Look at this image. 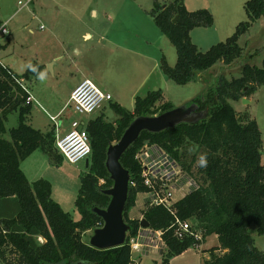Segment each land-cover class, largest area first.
Instances as JSON below:
<instances>
[{"label":"trees","instance_id":"obj_1","mask_svg":"<svg viewBox=\"0 0 264 264\" xmlns=\"http://www.w3.org/2000/svg\"><path fill=\"white\" fill-rule=\"evenodd\" d=\"M182 1L175 0L166 7L156 3L151 12L155 25L171 41L178 55L175 67H170L164 58L161 69L179 86L196 82L219 62L230 65L242 57L239 40L264 17V0H249L245 4L247 22L240 24L225 42L202 52L192 42L190 33L197 28L211 27L214 17L208 10L188 12ZM31 66L19 76L0 63V264H132L129 243L137 236L141 220L132 219L130 211L138 194L147 191L141 184V168L135 157L145 143L162 148L198 185L176 202L171 211L147 205L143 218L152 229L165 232L167 248L162 260L155 264H170L173 258L200 244L193 237L175 236L177 219L194 221L204 239L218 237L219 246L210 250V259L203 264H264V252L257 248L250 233L251 226L255 225L258 234L264 235L262 131L256 120L239 116L230 104V101L251 97L264 86V60L261 68L246 64L239 78L229 80L218 76L214 84L206 83L200 96L189 103V106L196 105L199 112L208 111L205 120L182 124L159 134L144 132L124 154L121 164L135 184L130 185L124 213L130 231L124 246L106 251L91 247L84 242L83 235L104 226L93 210L106 209L111 201L104 194L114 184L106 169L108 148L120 141L136 118L156 116L175 106L164 102L156 108L164 95L162 91L149 92L146 97L136 98L133 112L111 102V108L119 115L116 124L108 122L103 115L89 121L87 132L92 156L89 168L80 179L76 208L81 219L75 221L52 199L49 181L40 179L30 184L21 169V162L38 150L54 164H59L62 158L56 135L45 134L28 122L30 92L22 81L32 82L43 71V66L36 63ZM12 113L18 114V125L10 130L11 140H7L4 138L6 121ZM188 146L196 147L202 155L207 154V167L198 166L200 178L192 171L196 154L187 162ZM40 237L44 243L39 242Z\"/></svg>","mask_w":264,"mask_h":264},{"label":"rangeland","instance_id":"obj_2","mask_svg":"<svg viewBox=\"0 0 264 264\" xmlns=\"http://www.w3.org/2000/svg\"><path fill=\"white\" fill-rule=\"evenodd\" d=\"M20 1L26 2V0H0V15H2L3 22L12 16L7 25L10 34L0 39L2 43L3 40H9L6 47L0 51V62L19 76H22L28 70V65L36 57L35 51H38L41 59L44 57L47 47L42 43V36L48 31L47 19L54 17L55 14L59 17L69 12L91 13L96 11L99 17L104 19L113 18L116 25H119L127 34H131L132 43L138 37L142 47L145 46L143 42H147L146 48L149 54L155 55L161 62L165 58L170 67H175L177 64L176 48L155 25L151 15L156 3L164 7L175 0H34L27 7H21L19 5ZM248 1L183 0L181 5L188 12L208 10L215 19L211 27L194 31L192 42L198 46L200 51L206 52L212 46L225 42L232 37L238 26L248 20L245 10V4ZM17 11L18 13L15 14ZM239 45L242 48V57L232 64L225 65L223 62H219L211 71L201 74L196 82L185 86L176 85L168 77H165L167 82L165 86L161 83V80H156L154 76L149 80L147 88L140 94V97L143 98V95L146 97L148 91L156 92L153 91L155 87H157L156 89L163 88L157 90L163 92L164 99L157 102L156 108H159L164 102L172 103L175 108L183 107L200 96L206 83L208 85L214 84L218 76H225L227 79L232 80L241 76V71L246 64L255 65L259 68L263 67L264 17L255 22L249 32L241 37ZM45 74L50 76L48 69ZM69 78L70 75H67V78L61 81V87L67 85ZM43 81H45V78L34 79L30 85L31 90H29L35 101L31 104V115L28 122L32 123L34 127L40 128L44 132L52 131L56 135V125L51 117H55L61 110L65 112L57 122L61 124L62 131L66 130L74 120L88 124L90 120L102 115L101 112L104 113L103 116L108 122L116 124L119 120L118 113L110 105L89 117L78 116L70 103L67 104L68 95L56 94L52 84H44ZM122 103L126 110L134 111L135 102L133 100L131 101L128 98L123 100ZM230 104L239 116L249 117L258 123L262 131V165L264 166V86L251 96L248 104L244 103L243 100L230 101ZM17 125L18 114H10L8 122L6 121L5 139H10L9 131ZM195 154L197 162L192 171L194 176L200 178L197 171L198 159L202 154L198 152L196 147L188 146L186 157L188 163L192 161ZM21 169L30 184L40 179L49 181L52 185V199L58 202L73 220L78 221L81 219V215L76 208V199L81 186V176L87 171L85 161L71 164L65 159H61L59 164H54L47 155L39 150L21 162ZM184 194L179 195L181 197ZM147 207L146 195L144 193L138 194L136 204L130 211V217L132 219H144L143 213ZM190 224L196 230L195 222L190 221ZM250 233L257 248L264 252V235L258 234L255 225L251 226ZM92 236L93 230L86 231L83 235L84 242L89 244ZM38 240L40 243L45 242L42 237ZM212 244L213 238L208 240L207 246L211 247ZM163 253L164 251L142 255L139 264L160 262ZM209 257L210 252H203L201 248H193L173 258L170 264H203L204 260Z\"/></svg>","mask_w":264,"mask_h":264},{"label":"crops","instance_id":"obj_3","mask_svg":"<svg viewBox=\"0 0 264 264\" xmlns=\"http://www.w3.org/2000/svg\"><path fill=\"white\" fill-rule=\"evenodd\" d=\"M17 13L18 11L15 14ZM11 19L12 16L3 22L2 15H0V24L9 23ZM46 26L48 31L42 36V43L47 47L44 57L41 59L38 51H35L36 57L33 58L34 60L30 65L36 63L43 66L42 73L48 69L50 76L45 74L44 84L51 83L54 92L58 95L60 93L68 95L67 104L70 103L72 90L84 80L92 81L101 90L111 94L112 103H117L122 107V101L128 98L135 102L136 98L140 97V94L147 88L149 80L154 76L156 80H161V83L166 86L165 77L167 76L161 69L162 62L155 55L149 54L146 48L147 42L142 41L145 44L142 47L140 39L136 37L132 43L131 34H127L119 25H116L113 18L99 17L96 11L91 13L69 12L63 16L57 17L55 14L54 17H49ZM198 29L200 28L190 33L192 41L194 40L193 33ZM3 41L2 43L0 40V51L6 47L9 40ZM67 75H70L67 85L61 87L60 83L67 78ZM22 82L31 90L32 82ZM156 88L153 91L163 89ZM62 112L61 110L56 116ZM101 114L104 115L103 112ZM8 120L9 116L7 122ZM30 124L33 126L32 123ZM34 128L45 134L52 132H44L40 128ZM68 129L69 127L66 128V130ZM7 140H11V137ZM212 238L213 244L208 247L207 242ZM218 246V237L212 235L203 240L200 248L203 252H210L212 248ZM154 252L158 251L153 250L146 255ZM208 259L210 257L205 260Z\"/></svg>","mask_w":264,"mask_h":264},{"label":"built area","instance_id":"obj_4","mask_svg":"<svg viewBox=\"0 0 264 264\" xmlns=\"http://www.w3.org/2000/svg\"><path fill=\"white\" fill-rule=\"evenodd\" d=\"M34 0L19 2L21 7L29 6ZM8 23L0 24V39L5 38L10 33L7 29ZM34 98L29 94L27 104H32ZM113 102L111 94L101 90L92 81L84 80L71 92L70 105L74 112L81 117H89L95 112L104 109L105 106ZM64 114V111L56 117H51L55 122L57 131L56 146L63 159L71 164H78L92 156L90 136L87 132L85 122L74 120L69 129L61 130V124L57 122ZM81 128V129H80ZM141 173V184L146 188V201L150 207H165L172 210L174 204L181 200L190 191L198 188L197 182L187 177L179 164L162 148L157 145L145 143L135 157ZM135 185L134 183H131ZM130 184V185H131ZM180 197L179 194H183ZM174 226L177 227L175 236L178 239L193 237L200 244H195L194 249H200L204 240L201 231L194 230L189 222L176 220ZM163 230L150 228H140L136 237L130 240L132 264H139L142 255L151 251L163 252L166 250ZM192 248V249H193Z\"/></svg>","mask_w":264,"mask_h":264},{"label":"water","instance_id":"obj_5","mask_svg":"<svg viewBox=\"0 0 264 264\" xmlns=\"http://www.w3.org/2000/svg\"><path fill=\"white\" fill-rule=\"evenodd\" d=\"M243 101L249 103L246 98ZM207 116L208 111L199 112L196 105H187L156 116L138 117L131 122L120 141L112 144L107 151L106 169L114 184L111 189L104 191V194L111 198L109 206L106 209L93 210L103 220L104 226L93 231L89 243L91 247L106 251L122 247L127 242L130 226L125 221L124 213L129 198L131 176L121 164L124 154L138 142L144 132L159 134L182 124H197ZM90 160L91 158L85 160L87 169ZM141 227L150 228V224L142 219Z\"/></svg>","mask_w":264,"mask_h":264},{"label":"clouds","instance_id":"obj_6","mask_svg":"<svg viewBox=\"0 0 264 264\" xmlns=\"http://www.w3.org/2000/svg\"><path fill=\"white\" fill-rule=\"evenodd\" d=\"M29 68H31L32 66L29 64L28 65ZM45 76V73H40V79H43ZM198 163L200 165V167L202 168H206L207 164H208V158H207V154L201 155L198 159Z\"/></svg>","mask_w":264,"mask_h":264}]
</instances>
